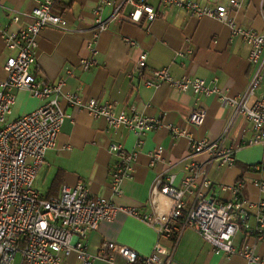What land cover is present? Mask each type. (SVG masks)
<instances>
[{
	"label": "crops",
	"instance_id": "0c3cea01",
	"mask_svg": "<svg viewBox=\"0 0 264 264\" xmlns=\"http://www.w3.org/2000/svg\"><path fill=\"white\" fill-rule=\"evenodd\" d=\"M191 1L200 6H224L239 27L264 33L263 0H234L238 7L230 5L232 0ZM97 2L58 0L54 10L67 20L71 32L46 28L40 33L34 71L40 79L57 82L66 69H72L73 76L66 78V90L84 100L111 103L115 114L155 118L162 126L149 132L142 146L135 148L136 138L129 130L123 127L112 129L105 119L92 117L87 111L69 107L63 102L62 107L69 119L60 129L56 146L46 153L33 187L48 199L58 197L63 186L86 184L91 196L105 197L121 208L112 221L100 222L98 228L89 233L86 241L88 251L96 254L104 242H112L146 257L152 253L156 242L155 231L123 209L140 216L168 213V199H151V188L164 173L175 175V185H178L188 165L207 160L206 153L189 156L191 143L208 140L218 142L221 150L235 151L233 166H219L217 161L209 166L208 176L216 196L222 201L228 199L229 191L221 190V187L232 186L239 179L244 195L256 201L258 192L254 183L264 180V172L254 170L260 163L262 147L247 145L252 132L244 115L233 117L232 108L214 95H201L196 101L190 92L182 93L168 83L145 87L141 81L149 80L153 71L164 68L175 80L188 77L215 81L222 94L237 97L246 90L254 67L249 62V46L240 37L233 36L226 24L208 17H194L176 8L165 10L160 0H146L148 6L161 13L151 23L144 19L138 24L112 20L106 31L90 45L93 10ZM34 5V0H0V27L8 31L24 27L29 20L13 23L8 9L31 11ZM129 11L131 8H127L125 13ZM110 12L109 8L104 9L102 17H108ZM125 39L134 41L136 46L129 47ZM92 47L95 54L90 51ZM139 51L147 53L142 75L133 70ZM8 54L0 37V82L6 77L3 67ZM91 58L95 65L83 70L81 61ZM263 92L264 82L255 90L249 104ZM42 104L43 101L33 98L28 92L17 91L8 121L32 112ZM198 108L205 111V120L196 127L187 120ZM170 126L180 129L182 134L173 138L168 129ZM226 127H229L228 132L223 135ZM112 144L137 152L130 178L121 183L120 195H114L110 187V168L117 161L110 151ZM157 149L162 150V158L152 163V153ZM244 241V231L240 230L233 244L240 249ZM163 244L171 248L173 241L166 240ZM175 244L174 264H248L239 255L214 254L190 230L183 231ZM255 252L264 260V238L255 243ZM117 262L123 260L117 258ZM63 264H79L76 254L66 257ZM92 264L109 263L95 260Z\"/></svg>",
	"mask_w": 264,
	"mask_h": 264
},
{
	"label": "built area",
	"instance_id": "2783aa9c",
	"mask_svg": "<svg viewBox=\"0 0 264 264\" xmlns=\"http://www.w3.org/2000/svg\"><path fill=\"white\" fill-rule=\"evenodd\" d=\"M160 1L165 10L176 8L194 17H208L226 24L233 36L240 37L249 46V62L254 72L246 90L237 97L222 94L215 81L188 77L175 80L164 68L153 71L151 78L142 80L141 84L152 87L165 82L182 93L190 92L196 101L201 95H214L225 101L232 108L233 117L242 114L249 121L252 137L247 145L262 147L260 163L254 170L264 172V92L249 104L255 90L264 82V33L239 27L224 6H200L191 0ZM34 2L31 11L8 9L13 23L29 20L24 27L17 31L0 27V37L9 52L3 67L6 77L0 82V264H63L72 253L76 254L79 264H92L95 260L109 264H174L175 242L185 230L196 233L216 255H239L248 264H264L255 252V243L264 238V180L254 183L258 192L256 201L244 195L241 179L232 186L221 187V190L229 191V197L225 201L219 199L208 176L209 166L216 161L219 166H233L235 151L221 150L218 142L200 140L191 143L189 156L206 153L207 160L188 165L178 185H175L173 174L164 173L156 179L151 188V199L167 198L170 202L168 213L140 216L123 209L155 231L156 242L152 253L146 257L112 242H104L96 254L88 251L86 241L89 233L96 230L100 222L112 221L121 208L105 197L91 196L86 184L63 186L56 198L46 199L36 192L33 187L35 177L46 153L56 146L64 121L69 119L62 107L63 102L69 107L87 111L92 117L105 119L112 129L123 127L129 130L135 135V148H140L144 137L162 125L155 118L115 114L111 103L84 100L66 90V78L73 76L72 69H66L57 82L38 78L34 66L40 33L46 28L63 32L71 30L67 20L55 12L56 0ZM230 5L238 7L234 0ZM106 8L111 12L103 18L102 11ZM127 8L131 11L125 13ZM160 14L148 6L146 0H98L93 10L90 45L106 31L112 20L138 24L144 19L151 23ZM125 42L129 47L136 46L132 40L125 39ZM90 51L95 54L93 47ZM146 61L147 53L139 51L134 72L142 75ZM94 65L92 58L80 63L85 71ZM17 91H26L43 104L8 121ZM204 120L205 111L198 108L192 111L187 122L199 127ZM168 129L173 138L183 132L176 127ZM228 129L226 127L223 135ZM110 151L117 158L109 172L110 187L114 195H120L121 183L130 178L137 152L125 150L120 144H112ZM161 158V149L152 153V163ZM240 230L244 231L245 241L237 249L233 239ZM166 240L173 241L171 248L163 244ZM117 258L123 262H117Z\"/></svg>",
	"mask_w": 264,
	"mask_h": 264
},
{
	"label": "trees",
	"instance_id": "16d2710c",
	"mask_svg": "<svg viewBox=\"0 0 264 264\" xmlns=\"http://www.w3.org/2000/svg\"><path fill=\"white\" fill-rule=\"evenodd\" d=\"M58 2V0H56V3Z\"/></svg>",
	"mask_w": 264,
	"mask_h": 264
}]
</instances>
